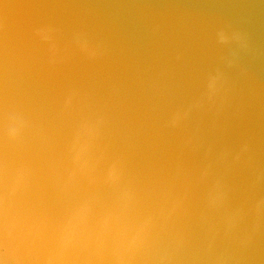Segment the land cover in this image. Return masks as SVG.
Returning a JSON list of instances; mask_svg holds the SVG:
<instances>
[{
	"label": "water",
	"instance_id": "95a60500",
	"mask_svg": "<svg viewBox=\"0 0 264 264\" xmlns=\"http://www.w3.org/2000/svg\"><path fill=\"white\" fill-rule=\"evenodd\" d=\"M0 264H264V0H0Z\"/></svg>",
	"mask_w": 264,
	"mask_h": 264
}]
</instances>
